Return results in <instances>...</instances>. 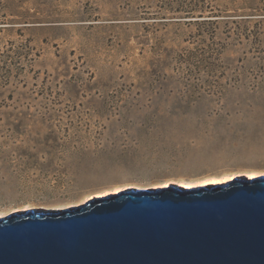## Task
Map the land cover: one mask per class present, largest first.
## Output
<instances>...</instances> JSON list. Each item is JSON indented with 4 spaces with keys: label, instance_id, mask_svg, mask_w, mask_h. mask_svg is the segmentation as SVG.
I'll list each match as a JSON object with an SVG mask.
<instances>
[{
    "label": "rangeland",
    "instance_id": "1",
    "mask_svg": "<svg viewBox=\"0 0 264 264\" xmlns=\"http://www.w3.org/2000/svg\"><path fill=\"white\" fill-rule=\"evenodd\" d=\"M258 175L264 0H0V217Z\"/></svg>",
    "mask_w": 264,
    "mask_h": 264
},
{
    "label": "water",
    "instance_id": "2",
    "mask_svg": "<svg viewBox=\"0 0 264 264\" xmlns=\"http://www.w3.org/2000/svg\"><path fill=\"white\" fill-rule=\"evenodd\" d=\"M0 264H264V175L10 212Z\"/></svg>",
    "mask_w": 264,
    "mask_h": 264
},
{
    "label": "bare ground",
    "instance_id": "3",
    "mask_svg": "<svg viewBox=\"0 0 264 264\" xmlns=\"http://www.w3.org/2000/svg\"><path fill=\"white\" fill-rule=\"evenodd\" d=\"M259 176V175H258ZM255 177H257V176H255ZM246 178V177H245ZM251 178H253V177H251ZM213 185V184H212ZM189 186V185H188ZM205 186H207V187H210L211 185H205ZM163 187V186H162ZM90 199V198H89ZM86 200H88V199H86ZM85 200V201H86Z\"/></svg>",
    "mask_w": 264,
    "mask_h": 264
}]
</instances>
